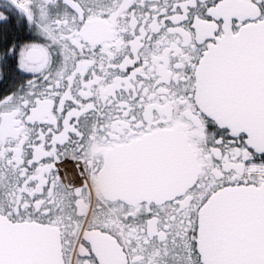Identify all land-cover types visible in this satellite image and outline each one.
<instances>
[{"label": "snow or ice", "instance_id": "1", "mask_svg": "<svg viewBox=\"0 0 264 264\" xmlns=\"http://www.w3.org/2000/svg\"><path fill=\"white\" fill-rule=\"evenodd\" d=\"M0 264H264V0H0Z\"/></svg>", "mask_w": 264, "mask_h": 264}]
</instances>
